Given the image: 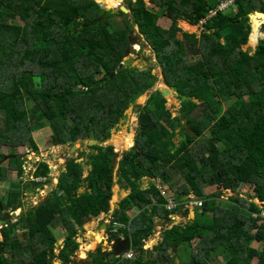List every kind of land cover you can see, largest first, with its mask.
I'll return each mask as SVG.
<instances>
[{
    "label": "trees",
    "instance_id": "obj_1",
    "mask_svg": "<svg viewBox=\"0 0 264 264\" xmlns=\"http://www.w3.org/2000/svg\"><path fill=\"white\" fill-rule=\"evenodd\" d=\"M149 3L164 11L169 29L159 26L161 17L145 0L129 2L133 25L119 12L124 28L113 31L108 20L85 28L105 13L94 0H0V99L28 108L18 116L7 107L6 117L15 122L7 118V124H0V185L6 193L0 198V220L8 209H19L22 182H15L13 173L21 180L26 160L14 149L29 144L38 153L33 132L49 127L58 145L109 139L126 111L155 88L153 68L120 69L134 45L132 27L150 46L165 85L183 110L173 117L159 91L137 107L135 146L120 160L117 181L130 192L118 203L112 221L125 228L118 235L110 233L113 240L120 234L131 240L134 260L116 258L101 248L89 252V259H74L79 229L111 210L115 179L110 163L116 153L112 146H93L89 154L80 155L92 166L89 190L79 192L84 168L72 158L58 179L57 193L7 224L0 264H54L55 258L62 264H254L256 259L264 264V205L240 194L249 184L252 198L264 203V41L252 56L244 51L252 32L249 16L264 14V0H238L236 12H218L204 24L200 37L184 33L180 23L199 26L220 0ZM259 28L254 31L257 37ZM187 123L196 138L185 131ZM207 129L209 136L202 139ZM177 136L182 137L179 143L174 142ZM50 173L47 162H38L33 177L45 181H33V186L49 184ZM146 178L159 179L173 190L176 212L188 202L184 197L193 194L203 201L194 221L166 229L151 250L144 246L155 234L156 218L172 221L176 212L166 208L157 185L140 188ZM216 186V193L206 192ZM225 191L235 194L231 209L212 203ZM185 213L188 216L189 210ZM70 215L74 222L67 219ZM58 224L64 226L66 239L56 254L50 226ZM18 230L27 233V239Z\"/></svg>",
    "mask_w": 264,
    "mask_h": 264
},
{
    "label": "rangeland",
    "instance_id": "obj_2",
    "mask_svg": "<svg viewBox=\"0 0 264 264\" xmlns=\"http://www.w3.org/2000/svg\"><path fill=\"white\" fill-rule=\"evenodd\" d=\"M224 1H226V0H220L219 6ZM145 3H146L147 8L152 13L158 14L161 17V20L159 21L160 27H162L163 29H166V30L169 29L171 23L167 19L163 18L164 11L161 9H158L157 7H155L153 5H151L149 3V0H145ZM120 6H124L127 9V7H126L127 1L122 0L121 4L115 8L116 14L113 17L108 19L109 24L112 28L111 29L112 31L113 30H120V29L124 28V20L119 15ZM235 9H236V3L234 5V7L230 8L229 10H230V12H234ZM222 13H224V12H222ZM255 15L256 14H252L249 16V20L251 23L253 22V24L255 22V17L253 18V20H251L250 17L255 16ZM127 21L131 25H133L131 15H128ZM92 22H90V23H92ZM90 23H88V24H90ZM19 24L22 25L21 22H19ZM183 24H186L187 26H188V24L185 22H182L179 25V27L181 28V30L184 33L196 34L198 37H200L201 32L198 30L197 27L188 26L191 28V29L190 28L188 29L187 27L183 26ZM253 34H254V32H253ZM131 38H132V41L134 43V45L131 48H135L138 50V53H137L136 57L134 58V64L132 65V67L136 68L140 71H144V70L147 71L150 68H153L152 74L157 78V83L155 85V88H153L151 91L147 92L144 96L139 98L136 101V103H134L126 111V113H125L126 117L115 128L112 129V133H111V136L109 137V139H106V140L103 139L102 141L101 140L99 141V143H100L99 146H102L103 148L108 147V145L110 143H114L113 147H114V151L116 153L114 163H110V167H112L114 169V179H115V185L113 187V196H112V200H111V210L109 213H105L103 215H100L97 218L85 223L83 226V229H80L78 231L77 242L80 244V247H79L78 251H76V253L74 254V259L77 258V261H80V260L84 261L86 259H89V255H88L89 252H96L99 248L102 249V252H108V251L112 250V248H113L112 245L114 246V244L112 243L111 240H113V239L107 237L108 236V233L106 232L107 230H105V229L101 230L100 227H101V225H104L107 220H110L111 218H113L112 213L116 209L115 205L117 203H119V198L121 199L123 197H126L130 192V190H128V191L123 190L117 181H118L120 160L123 158V155L125 153L129 152L135 146V141H136V137H137L136 121L138 120V111H139L137 109V107L144 106L145 104L148 103L149 99L152 97V95L155 92H157L159 90H164L166 88L164 85V81H163L162 69L157 65L155 55L153 54L150 46L145 42L144 38L142 36H140L137 27H132ZM255 39H256V41L258 40L257 38H255ZM252 43H250V46L254 48L257 44L255 46H253ZM165 100L167 102L166 107H167V109H169L172 112L173 117L180 115L183 112L181 103L177 100V96L175 93L168 94L167 99H165ZM174 100L176 101V103H174L175 102ZM247 100H249V98H247ZM169 101L171 103H169ZM172 105H175V107H173ZM7 107L12 109L14 111V113H16L18 116H21V115L27 113V111H28V108H26L25 103H18V102L7 103L5 101L3 102V100L0 99V124L1 125H3L4 122L7 124V121H6V119L8 118V116L6 117L7 112H8ZM8 121L10 124L15 122L12 118H8ZM208 136H209V129L205 130V134L202 137V139H204L205 137H208ZM33 138H34L35 143L37 144V147L39 149L38 153H35L34 150L29 146V144H26L25 146H21L19 148H16V150L14 149V154L23 155L22 158L25 159L26 162L23 165L24 174H23V177L21 180L15 178L16 174L13 173V178H14L15 182H19V181L22 182L21 183L22 195H21L20 200L17 201V203H16L18 206L20 205L21 207L19 206V209H17V210H11L13 212H11L10 209H8L11 213H16V215H17L15 218L11 219L13 222H16L17 220H19L23 213L28 212L30 209L37 208L38 206H40L39 205L40 203L46 201V199L48 198V195L52 194V193L47 194V191H46L47 187H49L50 185H54V189L57 188V185L59 183L58 179L60 177L59 176V169L63 168L64 163H65L64 155L68 156L70 154L69 150L72 147V144L58 145V144L54 143L52 140V132H51L49 127H46L42 130L33 132ZM129 139H131L132 145L128 147L127 143H128ZM181 139H182V137L177 136L174 139V142L179 143L181 141ZM88 142H89L88 140H84L81 143H79L77 141L75 142V145H77L79 147L80 151L75 155L74 158H76L77 162L81 163L83 168H84L83 185L79 191L80 193H83V192L89 190L88 174H89L92 166L88 164V157L86 155L80 157L82 152H85V154H89L91 152V149H90V146L88 145ZM197 146H199V143H197ZM200 147L204 148L203 142L200 143ZM4 153L8 154L9 150H5ZM33 158H35V160ZM40 161L47 162L49 164L50 168L55 169L52 180L50 181L49 184H46L44 186L45 188L43 187L42 189L33 186V183H32L33 181L44 183L45 179H42V178L36 179L33 177V173L35 171V168L37 167V163ZM6 165H7V162H5V166ZM64 171H65V167H64L63 172ZM151 183H153L155 186L161 185L166 190H168V192H169L168 194L172 195L173 190H171L167 185L161 184V181L159 179L146 178L143 181V183L140 185V188L147 189ZM251 188L252 187L250 185L244 184L241 187L240 194L245 195L249 199L252 198L253 195H251V192H252ZM4 191H5L4 187L2 185H0V198H2L6 194ZM217 191H218L217 186L216 187H208L206 189V192L208 194H214ZM118 192L123 193L122 197H120ZM56 193H57V191H56ZM56 193H53V194H56ZM234 195L235 194L232 191H225V192H223V196H221V198H218L217 201H212V203H213V205H217L220 207L231 209L234 207V203L232 202V200H230V198ZM172 196L175 198L176 195L173 194ZM184 198H186L187 199L186 201H188V202H186L182 205V206H184V209L181 213L177 212L175 214H172V216L170 217L172 219V221L156 218L155 234L151 237V239L149 241H147L145 243L146 249L151 250L153 247L157 246L163 240V232L166 229H170L173 226L178 225V224H187V223L191 222L192 220L194 221L197 209L194 206H192V204L195 201H200V200L197 196H195L193 194L188 196V197H184ZM50 200H52L57 206H59V207L61 206L60 202H58L55 198L50 199ZM257 203H260V202L257 201ZM28 207H29V209H28ZM186 210H189L188 216H186V213H185ZM136 213L137 212H134L133 214L136 215ZM194 213H195V215H194ZM244 213L248 214V212L246 210H244ZM62 216H63V213L60 212L59 213V220L61 219ZM67 219L71 220V222H74V219L71 215L67 216ZM63 227L64 226L61 224H58L55 228L53 225L50 226V229L52 230L51 232L53 233L54 236L57 237V239H56L57 242L55 245V247H56L55 253L56 254H58L60 252L59 249L61 248L62 244H64V240L66 239V231L64 230ZM76 227L77 226L75 225V228ZM2 231L3 230L0 228V241L4 240V236H3ZM17 233H18V235L21 236V238L27 239V233L22 232L21 230H18ZM99 235L102 237V240L99 239L97 241V244L93 246V243L95 242L94 240H96V238ZM103 236H104V238H103ZM196 244H197V241L194 243V245L196 246ZM103 245H104V247H103ZM253 245H254V247H257L259 245V243H254ZM262 247L263 246H261L260 248H262ZM115 257L123 259L122 254L120 256L116 255ZM130 260H133V259H130ZM53 262H54V264H62V262L58 258H55L53 260ZM257 263H258V259H256L254 261V264H257ZM110 264H114V263H110Z\"/></svg>",
    "mask_w": 264,
    "mask_h": 264
},
{
    "label": "water",
    "instance_id": "obj_3",
    "mask_svg": "<svg viewBox=\"0 0 264 264\" xmlns=\"http://www.w3.org/2000/svg\"><path fill=\"white\" fill-rule=\"evenodd\" d=\"M95 1H96V3L98 5H100L103 8V10L105 11V13L99 19H97V20L93 21L92 23L86 25L85 28L95 27V26H97V25L105 22L106 20H108L109 18L113 17L116 14V9H108V8H105L104 5L102 3H100V0H95ZM127 1L130 2L131 0H127ZM119 11L122 12L124 15H130L131 14V12L128 9H126L124 6H120ZM257 13L258 14H263V13H259V12H256L255 14H257ZM251 18L252 17H250V19ZM251 26H253V25H251ZM262 34H264V33H262ZM251 35H252V33H251ZM250 38H251V36H250ZM260 40L261 41H264V37L261 38ZM258 44H259V42L257 43V46L255 48H252L250 46V39H249L248 45L244 48L245 53L247 55L252 56L256 52L257 47H258ZM137 53H138V50L137 49L131 48L127 52L126 59L124 60V62L120 66V69H122L123 67L132 66L134 64V58L136 57ZM114 76H115V74L112 76V78H114ZM163 81H164V77H163ZM164 85H165V83H164ZM165 87L166 88L164 90H159V92H160V94L162 95V97L164 99H167L168 94H173V92L166 85H165ZM172 106L175 107V105H172ZM136 126H138V121H136ZM189 126H190V124L187 123V127L185 128V131L187 133H190L192 135V137L196 138L197 137V133L194 132V131H192ZM82 141H84V140L83 139H79L77 142L81 143ZM88 145L90 147H93V146H99L100 143H99L98 140H89ZM108 146H112L113 147L114 146V143H110ZM69 151H70L69 152L70 154L68 156L67 155H64V158H65L64 167H65L66 163L69 160H71L72 158H74L75 155L80 150H79V147H77V145L74 144V145H72V147L70 148ZM33 159L35 160V158H33ZM64 167L61 168V169H59V176L62 174V172L64 170ZM50 171H51V173H50L49 179L52 180L55 169L54 168H50ZM56 191L57 190L54 189V185H50L47 188V194L56 193ZM118 194L120 195V197H122V195H123L122 192H118ZM123 198H125V197H123ZM123 198H121V199L119 198V202ZM186 200L187 199L184 198V201H186ZM115 206H116V208H118L119 207L118 203ZM183 208L184 207L181 206L180 211H182ZM28 209H29V207H28ZM16 216H17L16 213H9V212H7V213L4 214L3 218L0 220V228L3 230L2 231L3 234H4V228L7 226L8 222L9 223L11 222L10 219L11 218H15ZM107 228H108V223H106V224H104V225H102L100 227L101 230L107 229ZM104 245H103V247H104ZM130 247H131V240L129 238H126L125 240L118 239V240H116L114 242L113 251H114L115 255L120 256L124 251H128L130 249Z\"/></svg>",
    "mask_w": 264,
    "mask_h": 264
},
{
    "label": "built area",
    "instance_id": "obj_4",
    "mask_svg": "<svg viewBox=\"0 0 264 264\" xmlns=\"http://www.w3.org/2000/svg\"><path fill=\"white\" fill-rule=\"evenodd\" d=\"M237 0H226L224 2H222L220 4V6L214 10L211 11L207 17L206 20H203L200 22V25L198 26V30L200 32H202L203 30V26L204 24H206V22L208 20H210L211 18L215 17L217 15L218 12H226L229 11L230 8L234 7L235 3ZM160 193L162 194L163 197H165V199L167 200V204H166V208L170 211H175L177 209V207L179 206V204L175 201L174 197L170 194H168V190H166L164 187H162L161 185H157ZM192 206H194L195 208H199L203 206V202L202 201H195ZM263 217H264V212H263ZM123 225L118 224V223H114V230L113 233H116L118 231L119 228H122ZM135 255H134V251H130L127 253H124L122 255L123 259H134Z\"/></svg>",
    "mask_w": 264,
    "mask_h": 264
},
{
    "label": "bare ground",
    "instance_id": "obj_5",
    "mask_svg": "<svg viewBox=\"0 0 264 264\" xmlns=\"http://www.w3.org/2000/svg\"><path fill=\"white\" fill-rule=\"evenodd\" d=\"M100 2L102 3L103 2V4L105 5V7L106 8H108V9H111V8H116V7H118V4L120 3V0H100ZM112 3V4H111ZM114 3V4H113ZM111 4V5H110ZM255 17V21H256V19H258L256 22H254V24H253V22H252V24H253V32L257 29V28H259V27H261V25L262 24H264V14H256L255 16H252V18H251V20H253V18ZM214 18V17H213ZM187 26V25H186ZM188 27V26H187ZM188 28H190V27H188ZM191 29V28H190ZM255 29V30H254ZM260 29V28H259ZM253 32H252V35H251V38H250V43H252V45H255V44H257L258 42H259V40L261 39V38H263L264 36H263V34L262 33H260L259 32V34H258V37H257V35H256V33L253 35ZM255 38H257L258 40L256 41V39ZM255 42H257V43H255ZM257 46V45H256ZM255 46V47H256ZM254 47V48H255ZM175 101V100H174ZM169 103H171L170 101H169ZM174 103H176V101L174 102ZM127 145H128V147L129 146H131L132 145V141H131V139H129L128 140V143H127ZM78 147V146H77ZM102 240V237L99 235L97 238H96V240H94L95 242L93 243V246L94 245H96L97 244V241L98 240Z\"/></svg>",
    "mask_w": 264,
    "mask_h": 264
},
{
    "label": "clouds",
    "instance_id": "obj_6",
    "mask_svg": "<svg viewBox=\"0 0 264 264\" xmlns=\"http://www.w3.org/2000/svg\"><path fill=\"white\" fill-rule=\"evenodd\" d=\"M131 1H132V2H135L136 0H135V1L131 0ZM131 1H130V2H131ZM119 12H120V11H119ZM210 12H211V11H210ZM226 12H230V10H229V11H226ZM226 12H224V13H226ZM234 12H236V9L234 10ZM127 16H128V15H127ZM250 24H251V22H250ZM159 26H160V25H159ZM189 26H190V25H189ZM191 27H192V26H191ZM263 27H264V26H263ZM197 28H198V26H197ZM251 29H252V28H251ZM262 29H263V28H262ZM259 32H260V33H264V32H261L260 29H259ZM251 33H252V32H251ZM250 36H251V35H250ZM249 39H250V38H249ZM259 41H260V40H259ZM172 92H173V91H172ZM137 121H138V120H137ZM137 127H138V126H137ZM88 141H89V140H88ZM66 164H67V163H66ZM44 181H45V180H44ZM247 185H249V184H247ZM48 186H49V185H48ZM250 186H251V185H250ZM251 187H252V186H251ZM47 188H48V187H47ZM56 189H57V188H56ZM251 189H252L251 195H254V188L252 187ZM46 191H47V189H46ZM242 196H244V197H245L247 200H249L250 202L258 204L261 208H262L263 205H264V203H263L262 201H260V199H258V198H256V199L250 198V199H249V198L246 197L245 195H242ZM257 201H259L260 203H257ZM202 202H203V201H202ZM183 207H184V206H183ZM199 208H200V207H199ZM183 209H184V208H183ZM196 209H198V208H196ZM262 209H263V212H264V208H262ZM11 210H12V209H10V211H11ZM30 210H31V209H30ZM176 210H177V209H176ZM176 210L173 211V213L176 212ZM10 211H6L5 213H7V212H9V213L13 212V211H11V212H10ZM182 211H183V210H182ZM182 211L179 210V211H177V212H178V213H181ZM170 212H172V211H170ZM177 212H176V213H177ZM102 214H103V213H102ZM104 214H105V213H104ZM174 214H175V213H174ZM3 216H4V215H3ZM195 218H196V217H195ZM195 218H194V219H195ZM11 219H12V218H11ZM11 219H10V220H11ZM113 220H114V218H112V219L106 221V223H108V228L105 229V230H107L106 232L108 233V237H109V238H111V237H110V236H111L110 233H113V230H114V224L112 225V221H113ZM12 223H15V222H13L12 220H11L10 223L8 222V224H12ZM106 223H105V224H106ZM7 226H8V225H7ZM7 226H6V227H7ZM6 227H5V228H6ZM123 228H125V227L123 226L122 228H119V229H123ZM119 229H118V230H119ZM114 234H115V233H113V235H114ZM117 234H118V231L116 232V235H117ZM119 236H120V238H117L116 240H118V239L122 240V239H123V236H125V235L120 234ZM55 237H56V236H55ZM56 239H57V237H56ZM125 239H126V238L124 237L123 240H125ZM116 240L114 239V240H111V241H112V243L114 244V242H115ZM64 241H65V240H64ZM63 245H64V244H62V246H63ZM62 246H61V247H62ZM113 248H114V246H113ZM113 248H112V250H111L112 252H114V251H113ZM55 251H56V249H55ZM130 251H132V244H131L130 249H129L128 251H124V252L122 253V255H123L124 253L130 252ZM134 255H135V253H134ZM134 258H135V257H134ZM76 259H77V258H76ZM123 260H130V259H123ZM133 260H134V259H133Z\"/></svg>",
    "mask_w": 264,
    "mask_h": 264
},
{
    "label": "crops",
    "instance_id": "obj_7",
    "mask_svg": "<svg viewBox=\"0 0 264 264\" xmlns=\"http://www.w3.org/2000/svg\"><path fill=\"white\" fill-rule=\"evenodd\" d=\"M133 1H135V0H133ZM119 5H120V3L118 4V6H119ZM256 12H257V11H256ZM254 14H255V13H254ZM183 25H186V24H183ZM251 25H252V23H251ZM188 26H189V25H188ZM263 26H264V25L262 24L261 27H260V31H261V32H263V30H262ZM251 28H252V32H253V26H251ZM165 30H166V29H165ZM255 43H257V42H255ZM255 45H256V44H255ZM255 45H253V46H255ZM252 48H253V47H252ZM196 211H197V210H196ZM103 214H104V213H103ZM103 214H101V215H103ZM194 215H195V213H194ZM195 217H196V216H195ZM95 218H97V217H93V218H91V220H93V219H95ZM91 220H90V221H91ZM107 221H108V220H107ZM192 221H193V220H192ZM101 226H102V225H101ZM76 228H77V227H76ZM81 229H82V228H81ZM79 230H80V229H79ZM117 235H118V234H117ZM123 235H124V234H123ZM107 237H108V236H107ZM124 237H125V236H123V239H124ZM103 238H104V236H103ZM117 238H120V236H119V237L117 236ZM117 238H115V240H116ZM123 239H122V240H123ZM150 239H151V238H150ZM150 239H149V240H150ZM149 240H148V241H149ZM112 247H113V245H112ZM144 248H145V246H144ZM153 248H154V247H153ZM153 248H152V249H153ZM145 249H146V248H145ZM110 251H111V250H110ZM115 256H116V255H115ZM177 264H180V262H179L178 260H177Z\"/></svg>",
    "mask_w": 264,
    "mask_h": 264
},
{
    "label": "flooded vegetation",
    "instance_id": "obj_8",
    "mask_svg": "<svg viewBox=\"0 0 264 264\" xmlns=\"http://www.w3.org/2000/svg\"><path fill=\"white\" fill-rule=\"evenodd\" d=\"M94 1H95V0H94ZM121 1H122V0H120V4H121ZM125 1H127V0H125ZM95 2H96V1H95ZM100 3H101V2H100ZM102 4H103V2H102ZM128 4H129V2L127 1V6H128ZM103 5H104V4H103ZM127 6H126V7H127ZM104 7H105V5H104ZM105 8H106V7H105ZM111 9H115V8H111ZM112 215H113V213H112ZM111 219H112V218H111Z\"/></svg>",
    "mask_w": 264,
    "mask_h": 264
}]
</instances>
